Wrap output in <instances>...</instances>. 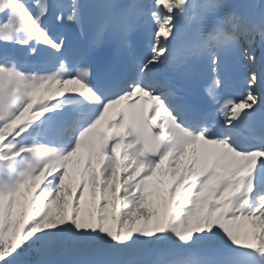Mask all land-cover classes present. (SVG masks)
Masks as SVG:
<instances>
[{"label":"snow or ice","instance_id":"1","mask_svg":"<svg viewBox=\"0 0 264 264\" xmlns=\"http://www.w3.org/2000/svg\"><path fill=\"white\" fill-rule=\"evenodd\" d=\"M0 264H264V0H0Z\"/></svg>","mask_w":264,"mask_h":264},{"label":"bare ground","instance_id":"2","mask_svg":"<svg viewBox=\"0 0 264 264\" xmlns=\"http://www.w3.org/2000/svg\"><path fill=\"white\" fill-rule=\"evenodd\" d=\"M69 87H70V86H69ZM112 111H114V110H112ZM79 170H80V166H79V165H74V166H73L72 171H73L74 175H77V176H78V174H79Z\"/></svg>","mask_w":264,"mask_h":264}]
</instances>
